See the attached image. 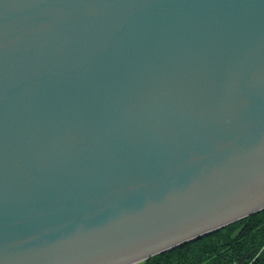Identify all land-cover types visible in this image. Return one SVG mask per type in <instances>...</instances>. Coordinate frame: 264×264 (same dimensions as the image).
<instances>
[{"label": "water", "instance_id": "water-1", "mask_svg": "<svg viewBox=\"0 0 264 264\" xmlns=\"http://www.w3.org/2000/svg\"><path fill=\"white\" fill-rule=\"evenodd\" d=\"M264 210V0H0V264H139Z\"/></svg>", "mask_w": 264, "mask_h": 264}, {"label": "trees", "instance_id": "trees-1", "mask_svg": "<svg viewBox=\"0 0 264 264\" xmlns=\"http://www.w3.org/2000/svg\"><path fill=\"white\" fill-rule=\"evenodd\" d=\"M139 264H264V210Z\"/></svg>", "mask_w": 264, "mask_h": 264}]
</instances>
